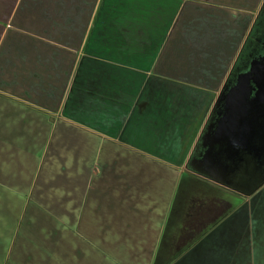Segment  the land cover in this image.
<instances>
[{
  "label": "crops",
  "instance_id": "obj_1",
  "mask_svg": "<svg viewBox=\"0 0 264 264\" xmlns=\"http://www.w3.org/2000/svg\"><path fill=\"white\" fill-rule=\"evenodd\" d=\"M263 8L0 0V264H264V146H243L238 98ZM181 170L240 201L179 209Z\"/></svg>",
  "mask_w": 264,
  "mask_h": 264
},
{
  "label": "rangeland",
  "instance_id": "obj_2",
  "mask_svg": "<svg viewBox=\"0 0 264 264\" xmlns=\"http://www.w3.org/2000/svg\"><path fill=\"white\" fill-rule=\"evenodd\" d=\"M246 42L247 41H245V44ZM247 70H249L250 73L255 74L256 77H254L253 80H255L256 82L253 85L250 84L248 89H244L238 92V98L241 100L242 98L244 99V117L243 120H241V127H239V132L242 136V144L244 147H248L251 145L252 141L249 142L250 135H256L260 146L262 147L264 146V121L261 122L264 117V113L263 115L261 114L262 109L264 110V42L260 54H257L253 58L249 59V62L247 63ZM259 104L262 106L259 107ZM261 159H263V157H261ZM190 172L191 170L189 172L181 170L179 176V183L177 185L179 209H182L183 203L188 198L189 194L195 195L196 197L206 195L214 197V199L222 197L223 199H230L234 204H236L237 201H240L239 198H235L234 195L226 193L220 190V188L204 185L202 184V182L200 183L194 180L188 181V178L191 177ZM262 182L263 180L262 178H260L259 184H261ZM165 234L164 244H161L158 249V253L161 254V261L163 260V262H165L166 258L168 257L167 253L169 250V244L167 243V241L170 233L168 231ZM217 241H219V239H217ZM184 259H187V255ZM202 259L204 262L205 245L203 247Z\"/></svg>",
  "mask_w": 264,
  "mask_h": 264
},
{
  "label": "flooded vegetation",
  "instance_id": "obj_3",
  "mask_svg": "<svg viewBox=\"0 0 264 264\" xmlns=\"http://www.w3.org/2000/svg\"><path fill=\"white\" fill-rule=\"evenodd\" d=\"M264 42V8L260 11V15L256 24L254 25L249 39L243 49V55L240 58L238 70L247 69V63L250 58L260 54ZM256 77V76H255ZM260 168L262 171L263 163L261 161Z\"/></svg>",
  "mask_w": 264,
  "mask_h": 264
}]
</instances>
